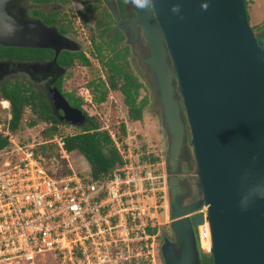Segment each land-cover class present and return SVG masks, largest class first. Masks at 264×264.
Masks as SVG:
<instances>
[{"label":"water","instance_id":"obj_1","mask_svg":"<svg viewBox=\"0 0 264 264\" xmlns=\"http://www.w3.org/2000/svg\"><path fill=\"white\" fill-rule=\"evenodd\" d=\"M23 1L0 0V44L53 45L56 31L29 15ZM104 1L117 21L111 34L130 27L136 41L141 26L150 50L146 67L173 167V239L161 244L164 263L203 264L196 228L207 223L213 264H264V31L256 36L246 1L150 0L145 8L133 3L130 21ZM53 103L61 120L86 124L61 93ZM185 144L201 197L182 207L188 185L176 167Z\"/></svg>","mask_w":264,"mask_h":264},{"label":"built area","instance_id":"obj_2","mask_svg":"<svg viewBox=\"0 0 264 264\" xmlns=\"http://www.w3.org/2000/svg\"><path fill=\"white\" fill-rule=\"evenodd\" d=\"M86 91L91 115L93 97ZM2 105L5 112L10 110V101ZM125 124V134L109 132L123 164L97 181L74 169L65 135L51 140L58 155L50 160L36 152L41 142L12 140L0 151V264H35L45 255L58 264H130L134 258L154 262L159 233L150 228L159 226L166 201L168 176L161 166L166 162L143 160L139 135H131ZM63 159L71 173L59 175ZM197 228L210 250L208 224Z\"/></svg>","mask_w":264,"mask_h":264},{"label":"flooded vegetation","instance_id":"obj_3","mask_svg":"<svg viewBox=\"0 0 264 264\" xmlns=\"http://www.w3.org/2000/svg\"><path fill=\"white\" fill-rule=\"evenodd\" d=\"M113 1L123 21H130L137 15L132 0ZM22 6L33 18L42 20L56 31L57 37L53 45L48 47L0 44V88L7 84H17L21 85L25 92L43 96L48 101L54 117L60 122L69 125L60 119L53 103V95L57 93H61L72 106L81 109L84 114H89L86 111L84 91L80 90L78 93L76 88H67V80L74 72L87 66L82 64L83 56L90 60L87 41L93 51H96V47L110 53H113V50L121 51L131 63L136 64L140 73L148 72L146 59L150 56V50L141 26L140 38L136 41L132 39L134 34L130 27L127 32L119 29L111 34L117 21L104 0H24ZM146 84L153 92L152 78H148ZM73 93H77L83 100L81 107L77 106ZM155 97L153 92V98ZM97 114L99 113L95 115ZM87 122L86 116V124ZM172 169L166 161L168 176ZM176 170L178 176L188 185L181 199V206L187 207L201 197L193 174L192 152L187 144ZM170 238L173 239V236Z\"/></svg>","mask_w":264,"mask_h":264},{"label":"trees","instance_id":"obj_4","mask_svg":"<svg viewBox=\"0 0 264 264\" xmlns=\"http://www.w3.org/2000/svg\"><path fill=\"white\" fill-rule=\"evenodd\" d=\"M246 9L248 4L253 0H245ZM264 31V26L254 28L257 37H260ZM95 54L98 61L106 70V85L105 82L95 85L91 82L89 85L93 86L94 101L96 103L104 102L109 91H118L122 95L123 102L127 107L128 118L132 121H141L144 117V111L149 104L147 96L142 97V90H146V85L143 80L132 69L131 61L121 53V51L113 50V53L106 52L100 47H96ZM83 65H90V60L84 55L82 58ZM104 86V87H101ZM106 86V87H105ZM23 87L17 84H7L0 88V101L5 99L10 101L11 107L9 111H3L11 118L7 119V126L12 132H16L23 127V122L26 115L30 116L26 123L28 127H35L41 123L45 124L42 130V137L44 140L39 142L36 147V152L43 153L48 160L53 156L58 155V146L51 142L55 135L66 136V149L71 153H79L82 155L90 165V174L92 178L97 181L107 176H110L116 168L123 164L121 155L119 154L114 141L107 129L102 128L101 120L98 115L93 112L86 113L88 118L87 124L82 127L81 131L72 133H65L61 125H66L54 117L47 100L41 95L28 93L23 91ZM77 106L81 107L83 100L77 93H73ZM75 103V104H76ZM90 107V106H89ZM91 108V107H90ZM1 109V108H0ZM87 111V110H86ZM121 131L126 133V124L122 123ZM141 141V140H140ZM12 144L9 136L0 134V151ZM26 144V143H23ZM141 150L144 152L143 160L151 163L161 161V155L149 153L145 151L144 144L141 143ZM63 168L59 171V175L71 173L65 164L67 161L62 160ZM197 229V228H196ZM152 234L159 233L158 227L150 228ZM159 236V234H158ZM201 250V248H200ZM201 257L203 264H213L212 254L210 250L203 252L201 250Z\"/></svg>","mask_w":264,"mask_h":264},{"label":"rangeland","instance_id":"obj_5","mask_svg":"<svg viewBox=\"0 0 264 264\" xmlns=\"http://www.w3.org/2000/svg\"><path fill=\"white\" fill-rule=\"evenodd\" d=\"M249 14L250 24L254 30V28H260L264 26V0H253L250 4H248L247 8ZM87 52L89 53L90 65L80 67L78 71L74 72L73 76L67 80V88L74 89L76 88L78 93L80 90L84 91L87 96V89L91 91L94 106L88 107L91 112H98V117L101 120V126L104 129H107L109 132H116L118 130H122V123L127 121L128 126L130 127L131 135H139V139L141 140L139 144H144L145 151H157L158 154L161 155V161L166 162V150H167V140L166 135L162 129V118H161V110L159 104L156 100V97L153 98V92L150 91L149 85L147 83V79L150 78L148 72L140 73L139 68L136 64L132 63V69L136 72V74L144 81L146 85V90H142V97L147 96L149 100V104L144 111V117L141 121H132L128 118L127 107L123 102L122 95L118 91H109L107 98L104 102L96 103L94 101V91L93 86L89 84L91 82L94 83V87L97 84L102 83L104 81L106 85V70L103 65L98 61V58L93 51V48L87 41ZM104 87V86H101ZM106 87V86H105ZM3 101V99L1 100ZM0 101V134H4L10 137L12 140L20 143L33 144L44 140L42 137V130L45 127V124L41 123L35 127H28L27 122L30 119L29 115L25 116L23 127L16 131L12 132L7 126L8 115L3 111V105ZM87 105V102H86ZM62 130L66 133H73L81 131L82 127L77 126H69V125H61ZM191 150V149H190ZM70 162L74 169L78 172H87L90 173V165L86 161V159L80 155L79 153H73L70 157ZM164 168H166L164 164H162ZM167 174V170H166ZM168 176V174H167ZM171 221L172 218L170 216V197H169V186L167 184L166 187V201L164 202V207L159 211L158 216V230L159 236H157L155 240V248H154V262L149 261H140L137 259H133V262L130 264H165L161 254V244L163 241V237H172L171 231ZM196 232L198 235L201 233V229L197 228ZM200 246L203 252H206L208 249L207 245L202 244V238L200 234ZM35 264H58L55 258L52 255L42 256L37 260Z\"/></svg>","mask_w":264,"mask_h":264},{"label":"clouds","instance_id":"obj_6","mask_svg":"<svg viewBox=\"0 0 264 264\" xmlns=\"http://www.w3.org/2000/svg\"><path fill=\"white\" fill-rule=\"evenodd\" d=\"M132 2L139 8H145L149 5L150 0H132ZM204 7L206 8V5ZM260 196L262 199H264V192H261ZM242 209L246 210L247 208H242Z\"/></svg>","mask_w":264,"mask_h":264}]
</instances>
